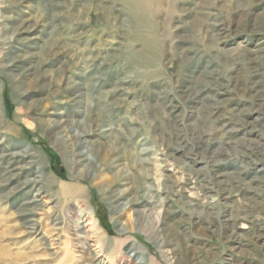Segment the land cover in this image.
<instances>
[{
    "label": "rangeland",
    "instance_id": "1",
    "mask_svg": "<svg viewBox=\"0 0 264 264\" xmlns=\"http://www.w3.org/2000/svg\"><path fill=\"white\" fill-rule=\"evenodd\" d=\"M62 116L117 148L106 176L72 177L43 130ZM115 179L124 235L99 190ZM68 248L264 264V0H0V264L76 263Z\"/></svg>",
    "mask_w": 264,
    "mask_h": 264
},
{
    "label": "bare ground",
    "instance_id": "2",
    "mask_svg": "<svg viewBox=\"0 0 264 264\" xmlns=\"http://www.w3.org/2000/svg\"><path fill=\"white\" fill-rule=\"evenodd\" d=\"M20 23H21L20 28L16 31V33L17 34H23V32L26 33V31H28V29H29L28 21L23 20ZM19 39H21V38H19ZM36 41H37L36 37L30 38V45L31 44H32V46L36 45L35 44ZM27 42H28V40H27ZM73 88H74V90L72 92V96H73V100H74L75 98L80 97L82 88L80 86H76ZM37 121L39 122V120H37ZM96 122L91 121L90 129L88 131H86L80 125L72 122L69 118H67V116H62L59 120L53 121L52 124L43 128V130L45 131L48 138L63 153L69 154V156L72 157V161L70 163V169L72 172V177H74V179H84V180H87L90 182H96L99 178L107 175L106 172H107L108 167H107L106 163L108 162L109 159H111L112 157H115L118 153L116 151L117 148H114V152H113V150L111 151V149L108 146H106L102 140H100V139H103V135H101V133H100V130H101L100 127L95 125ZM39 125L41 126L40 122H39ZM95 141H97V142H95ZM86 149H87V151L85 152L84 150H86ZM91 151H93L97 155L98 159L101 162V165L99 168L96 165V163H94V160H92L88 156V153H91ZM103 162H104V165H102ZM115 182H116V179L114 182L109 181L108 185L105 188L101 189L99 187V190L101 191L102 196H104V198H106V201L108 202L109 206L112 209L113 215H115L117 217V221H116L117 222V226H116L117 232L120 235H124L127 232L134 231L135 226H134L130 216L127 218V221H125V222L123 221L124 216H125L124 215L125 210L123 208H121V200L123 199V197L126 196L127 192H126V190H123L122 193H116V190H114V185H113ZM100 184H102V183H100ZM37 196L40 197L39 195H36V197ZM46 203L48 204V202L44 201V204H46ZM140 205L146 206L147 204L144 201H139V200L134 201L132 204V206L137 207V208ZM80 210H82V209H80ZM137 215H138L137 216V222L138 223H137L136 229L139 231H144V223H145L146 217L142 213L140 214V212H137ZM79 226L80 225L78 223L77 226H75V227L79 228ZM93 226H95V225H93ZM35 227H36V225L33 222V224H31V228H32L31 230H35L36 229ZM78 232H80V231H78ZM103 238H104V235H103ZM129 248H130V250L129 249L128 250L130 252L131 251L134 252L135 250L137 251L138 249L140 250V248L137 246V242L133 243ZM129 251H128V253H124L121 250L116 251V252H112V254H110L111 256L110 257L108 256L106 261L103 260V261L98 262L97 264H100V263L101 264L102 263L103 264H137V263H135L132 256L129 255V253H130ZM66 254L68 257L73 256L72 259L69 260L70 261L69 263H72L74 261V259L76 260L79 258V257L77 258L75 256L76 253L73 252L72 249L70 250L69 248L67 249L65 255ZM123 254L127 255V256H125V258H122V260H120V257L124 256ZM79 261L80 260L78 259L77 262L73 263V264H79ZM148 261L151 264L152 259L149 258ZM94 264H96V263H94ZM140 264H144V263L142 262Z\"/></svg>",
    "mask_w": 264,
    "mask_h": 264
}]
</instances>
